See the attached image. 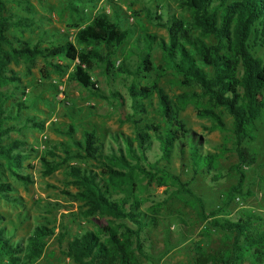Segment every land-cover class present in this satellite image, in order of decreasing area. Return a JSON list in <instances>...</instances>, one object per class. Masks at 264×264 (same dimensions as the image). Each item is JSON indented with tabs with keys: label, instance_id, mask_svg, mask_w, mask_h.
<instances>
[{
	"label": "trees",
	"instance_id": "trees-1",
	"mask_svg": "<svg viewBox=\"0 0 264 264\" xmlns=\"http://www.w3.org/2000/svg\"><path fill=\"white\" fill-rule=\"evenodd\" d=\"M178 5L189 13V20L174 19L165 24L156 23L166 29L168 38L167 41H159L158 46L164 63L179 77L177 85L195 88L199 92L181 94L177 103L173 104L156 81L140 87L133 83L138 76L146 79L155 71L149 56L141 57L133 71L124 61L117 67L111 62V56L132 33L130 29L119 27L122 16L115 5L112 6V14L103 11L98 13L75 33L74 41L81 49L71 42L41 49L8 36L9 30L29 29L34 26V22L7 13L4 1L0 0V176L5 179L8 173L25 186L32 183L29 174L20 172L23 164L36 153L33 147L26 148L24 141H7L9 134L21 133L27 128L44 130L43 120H38L34 115L22 117L24 111L32 109V104L17 98V94H23L18 84L20 79L8 69L9 64L19 61L32 64L38 57L46 61L50 58L66 59L74 63L67 75L68 80L77 83L89 96L101 100L107 98L89 74L94 62L104 65L106 77H110V70H114L115 73L132 78V83L127 87L132 113L119 121L126 123L131 119L137 124L132 140L126 134H111L118 147L115 149L111 146L110 154L105 156L103 135L98 136L93 129H83L81 139H76V128L70 124L63 135L69 139L73 149L65 143H59L52 151H47L48 156L40 158L43 175H51L62 161L67 162L69 158L91 160L100 166V173L89 167H68V174L73 178L72 184L77 187L74 196L88 207L85 215L99 213L112 217L120 221L123 229L124 234L119 237L113 228H102L101 231L106 235L105 241L87 227L71 238L64 229L57 241L61 245L66 237L69 239L63 255L75 264L130 263L126 234L135 239L139 255L145 256L143 232L151 225L149 219L138 209L137 204H130L126 208V198H115L120 188L116 184H126L133 174L138 173L149 179L155 176L167 179L177 186L179 193L199 201L189 188L193 178L184 183L166 167H159V162H149L147 152L152 144V134L159 141L160 160H169V153L176 150L183 159L187 158L194 176L199 171H206L213 181L216 176L213 174L216 170L214 159L206 153H200V137L179 116L188 102H194L199 107L203 101L198 116L212 123L211 130L229 129L233 137V150L239 160L235 167L239 180L225 194L227 207L233 196L241 191L245 179L242 167L245 164L250 166L255 161L243 145L255 140L258 122L264 118V55L258 56V49L264 48V0H179ZM114 15L116 20L113 19ZM145 38L155 40L153 36ZM48 65L56 74H64L70 68L49 62ZM141 72L146 76H141ZM155 78L159 79V76ZM9 85H12L11 90ZM154 95L158 100L154 112L160 116V122L153 126H140V121L138 123L134 118L144 116L147 107L152 108L151 98ZM111 97L117 105L123 106L124 101L119 94L112 92ZM143 100H150L148 106L140 103ZM224 116L229 118V124L224 123ZM56 130L59 131L58 128ZM57 150L61 154L58 155ZM16 192L17 188L11 182L1 181L0 178L1 198L17 204L19 196ZM217 215L218 210L209 214L213 219L210 225L225 233L229 246L219 254H201L200 260L208 257L209 260H205L207 264H239L245 257L253 256L255 264H264L262 220L253 214H243L234 221L218 220ZM5 220L0 214V264H36L44 255L48 240L55 236L54 229L45 224L35 225L29 233L13 240L6 225L15 228L14 222ZM16 220L22 225L28 218L19 213ZM126 223L132 227H126Z\"/></svg>",
	"mask_w": 264,
	"mask_h": 264
},
{
	"label": "rangeland",
	"instance_id": "rangeland-1",
	"mask_svg": "<svg viewBox=\"0 0 264 264\" xmlns=\"http://www.w3.org/2000/svg\"><path fill=\"white\" fill-rule=\"evenodd\" d=\"M7 13L17 17L27 18L34 22L29 29H11L8 36L15 40L23 41L29 46H39L41 49H51L65 42L74 41L75 33L91 22L100 12L112 14V6H116L122 16L119 27L132 30L131 36L111 56V62L117 67L120 62H125L130 70H135L141 57L149 56L155 71L146 79L137 77L133 82L136 87L156 81L168 101L177 103L181 94L199 92L195 88L180 87L177 85L179 77L172 68L162 60L158 43L167 41L166 29L156 23L165 24L174 19L189 20V13L179 7V0H3ZM114 15L113 19L116 20ZM156 18H158L156 20ZM152 20V21H151ZM130 27V28H129ZM153 36L155 40L146 39ZM15 46H19L17 43ZM264 55V48L258 49V56ZM49 63H54L70 68L64 74H56ZM73 62L66 59H53L47 61L38 57L32 64L22 61L11 63L8 69L19 79L20 91L17 98L32 104V109L24 111V116H36L44 121V130L27 128L21 133L9 134L8 140H21L26 143V148L38 146L36 153L23 164L21 174H29L32 183L25 186L15 180L8 173L7 179L0 176L1 181L7 180L17 188L16 195L19 202L14 204L0 197V214L5 221L12 220L14 227L7 224L13 240L24 236L35 225L45 224L53 228L55 236L48 240V248L44 256L36 264H75L66 262L64 249L67 237L60 245L57 241L64 229L73 237L81 233V229L98 234L100 240L105 241L106 235L102 228H113L117 235L122 236L123 229L120 221L99 213L85 215L88 207L83 201L76 199L77 187L70 184L73 180L68 177V167L76 165L89 167L100 173L101 167L94 161H62L61 165L52 175H43V165L40 158L48 156L47 151H52L59 140H66L63 131L71 122L68 115L74 117L72 124L76 128L75 138H80L83 129H95L97 135H103V153L110 154L111 146L115 149L118 145L112 140L111 134H126L132 140L135 136L134 128L137 124L133 120L120 123L124 116H131L130 98L127 87L132 83V78L115 73L110 70L111 76L104 75V65L94 62L89 74L98 89L107 99L101 100L89 94L77 83L68 80ZM141 76H146L141 72ZM155 76H159L155 78ZM9 85V90L12 89ZM115 92L123 99V106L116 104L111 97ZM150 100L140 103L148 106ZM152 108L147 107V113L134 118L140 126H153L160 122V116L154 112L158 100L154 95L151 98ZM139 102V101H138ZM204 102L198 107L194 102H188L182 108L179 116L196 135L200 137V153L210 155L214 161V179L205 172L199 171L194 176L192 167L187 158L183 159L176 150L169 153V160H160L159 141L152 134V144L147 152L149 162H159V167H166L172 174L178 176L182 182H189L190 189L199 201L179 193L177 186L167 179L159 176L149 179L135 173L120 186L115 198H126V208L130 204H137L138 209L149 219L150 226L143 232V251L145 256H140L135 239L126 234V245L129 248L130 260L128 264H207L206 257L201 259V254L207 256L219 254L229 246V239L225 233L210 225L213 220L209 214L218 210V220H236L243 214H253L260 218L264 224V118L258 122V132L254 141L243 147L253 155L255 161L252 165L242 167L245 179L241 191L235 194L226 206L225 194L238 183L239 175L235 167L239 160L233 150V137L229 129L226 131L211 130L212 123L198 116ZM68 114V115H67ZM224 123L229 124V118L224 116ZM229 126V125H227ZM59 129L57 131L56 129ZM5 142L6 138H3ZM122 146L123 143H122ZM135 146V144H134ZM58 148V147H57ZM29 149V148H28ZM27 149V150H28ZM35 150V149H34ZM61 154V151H56ZM55 160H59L55 158ZM69 165V166H68ZM31 168L29 169L28 168ZM71 178V182L69 183ZM126 192V194H125ZM67 193H70L71 196ZM21 213L28 218L19 224L16 216ZM4 221V222H5ZM126 227H132L126 223ZM101 232H98V231ZM253 256L245 257L239 264H255Z\"/></svg>",
	"mask_w": 264,
	"mask_h": 264
},
{
	"label": "crops",
	"instance_id": "crops-1",
	"mask_svg": "<svg viewBox=\"0 0 264 264\" xmlns=\"http://www.w3.org/2000/svg\"><path fill=\"white\" fill-rule=\"evenodd\" d=\"M68 115V114H67ZM68 120H70L71 122H69L68 123V125H70V124H72V122L74 121V117L72 116V117H70V115H68V118H67ZM95 130V129H94ZM43 131V130H42ZM83 131V130H82ZM96 132V131H95ZM63 133V132H62ZM97 133V132H96ZM81 136H82V133H81ZM81 136H80V138H76V139H81ZM66 137V136H65ZM59 143H65L68 147H70L71 149H73V147L71 146V143L69 142V139L66 137V140L64 141V140H59L58 141ZM58 143V144H59ZM56 146H58V145H56ZM55 146V147H56ZM33 149H35V150H38L39 148H38V146H34L33 147ZM76 159L75 158H69L67 161H75ZM78 160H80V159H78ZM81 161H87V160H81ZM88 161H90V160H88ZM69 166V165H68ZM70 166H76V165H70ZM69 166V167H70ZM76 167H80V166H76ZM80 168H82V167H80ZM52 175V174H51ZM69 175V174H68ZM68 177H71L70 175L68 176ZM70 179V181H69V183L71 182V178H69ZM72 182H73V180H72ZM72 182L70 183V184H72ZM73 185V184H72ZM47 248H48V242H47V246H46V250H47ZM46 250H45V252H46ZM45 254V253H44ZM44 256V255H43ZM42 256V257H43ZM41 257V258H42ZM40 258V259H41ZM65 260H66V262L68 263V262H70V261H72L69 257H67V256H65Z\"/></svg>",
	"mask_w": 264,
	"mask_h": 264
}]
</instances>
